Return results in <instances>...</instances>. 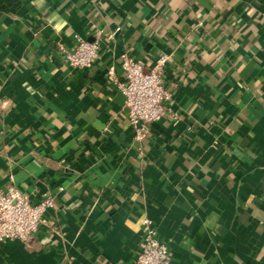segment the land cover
<instances>
[{"label": "crops", "instance_id": "obj_1", "mask_svg": "<svg viewBox=\"0 0 264 264\" xmlns=\"http://www.w3.org/2000/svg\"><path fill=\"white\" fill-rule=\"evenodd\" d=\"M120 28V29H119ZM90 68L59 45L94 40ZM169 56V111L142 140L121 56ZM115 68L111 77L109 69ZM54 206L0 264H264V0H0V190Z\"/></svg>", "mask_w": 264, "mask_h": 264}, {"label": "built area", "instance_id": "obj_2", "mask_svg": "<svg viewBox=\"0 0 264 264\" xmlns=\"http://www.w3.org/2000/svg\"><path fill=\"white\" fill-rule=\"evenodd\" d=\"M120 29V28H119ZM100 31L94 40L78 38L73 48L59 45L66 63L74 68H90L99 57ZM169 56H160L154 65L144 70L141 61L127 53L121 56L124 80L118 81V87L125 96L128 117L136 138L144 139L150 133V124L165 117L172 92L167 87L164 72ZM115 77V68L109 69ZM54 206L51 197L33 203L16 184L12 183L6 191L0 190V242L8 238L27 241L44 222L46 211ZM140 264H171L172 252L167 243L161 241L151 226V220H145L144 235L138 252Z\"/></svg>", "mask_w": 264, "mask_h": 264}]
</instances>
